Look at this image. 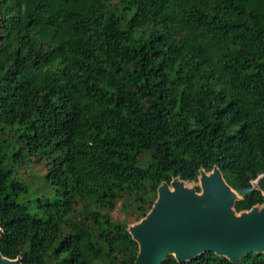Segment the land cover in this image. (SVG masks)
Here are the masks:
<instances>
[{
    "label": "trees",
    "instance_id": "16d2710c",
    "mask_svg": "<svg viewBox=\"0 0 264 264\" xmlns=\"http://www.w3.org/2000/svg\"><path fill=\"white\" fill-rule=\"evenodd\" d=\"M29 162L44 163L55 200L19 202ZM216 167L237 213L264 204V0H0L4 257L135 264L116 210L138 223L163 183Z\"/></svg>",
    "mask_w": 264,
    "mask_h": 264
},
{
    "label": "water",
    "instance_id": "95a60500",
    "mask_svg": "<svg viewBox=\"0 0 264 264\" xmlns=\"http://www.w3.org/2000/svg\"><path fill=\"white\" fill-rule=\"evenodd\" d=\"M256 182L264 196V176ZM189 183L179 178L163 183L151 212L129 227L139 245L135 264H164L169 256L185 263L206 253L239 264L245 256L264 254V204L237 213L241 197L217 167L209 173L201 170L193 188L187 187ZM0 264H23V260L0 252Z\"/></svg>",
    "mask_w": 264,
    "mask_h": 264
},
{
    "label": "rangeland",
    "instance_id": "374dc122",
    "mask_svg": "<svg viewBox=\"0 0 264 264\" xmlns=\"http://www.w3.org/2000/svg\"><path fill=\"white\" fill-rule=\"evenodd\" d=\"M17 177L20 181L27 184L28 192L20 194L19 202L29 205H36L39 199H56L54 188L46 180V169L44 163L29 162L26 166L16 167ZM258 187L257 182L254 183ZM193 184H187V187L193 188ZM118 220H127L129 227L137 224V218L134 215L127 216L119 207L114 213Z\"/></svg>",
    "mask_w": 264,
    "mask_h": 264
}]
</instances>
